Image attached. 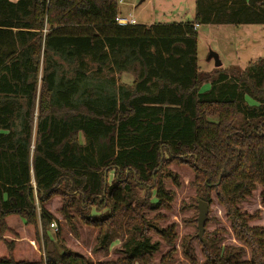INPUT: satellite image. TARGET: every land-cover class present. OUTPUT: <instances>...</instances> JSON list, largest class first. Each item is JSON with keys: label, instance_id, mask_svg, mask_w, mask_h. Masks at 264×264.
Returning <instances> with one entry per match:
<instances>
[{"label": "trees", "instance_id": "obj_1", "mask_svg": "<svg viewBox=\"0 0 264 264\" xmlns=\"http://www.w3.org/2000/svg\"><path fill=\"white\" fill-rule=\"evenodd\" d=\"M118 16V0H0V264H151L161 242L170 264L171 166L190 169L237 244L218 229L205 243L183 237L187 262L198 264L197 242L201 264H264L260 210L240 209L257 190L264 208V58L203 73L194 29L264 26V0H196L180 24L121 27ZM55 199L74 235L75 222L96 232L99 261L49 237Z\"/></svg>", "mask_w": 264, "mask_h": 264}, {"label": "rangeland", "instance_id": "obj_2", "mask_svg": "<svg viewBox=\"0 0 264 264\" xmlns=\"http://www.w3.org/2000/svg\"><path fill=\"white\" fill-rule=\"evenodd\" d=\"M140 0H118L119 16L133 19L136 25L155 26L170 25L192 22L196 11V0H145L139 4ZM197 37V63L200 71L208 75H214L217 68H214V62L208 61L210 53H216L221 62V72L229 73L235 67L243 70L249 63L257 59L264 58V26H200L196 29ZM66 75H70V68L65 66ZM95 68V66H93ZM94 70V69H93ZM121 83L130 84L133 80L131 73L118 75ZM117 76V77H118ZM210 86L205 84L201 92L208 91ZM171 170L179 175L180 186L175 187L170 182L166 183L169 190L174 191V201L171 205V211H161L166 220L161 223V227L167 228L176 225L177 238L174 248L176 253L172 257L170 264H189L182 256L179 244L183 237L194 236L198 234L196 219L198 217L197 203L204 201L196 196L195 190L190 186L192 173L190 169L184 166H171ZM259 191H255L250 199L240 205L242 212L251 214L260 210V220L257 225L264 226V208H260ZM194 205V207L192 206ZM60 200L51 201L46 209L56 219V231L51 228L48 231L49 237L55 241L56 234L59 233L61 243L69 250L83 255L89 261L96 263L101 258L91 255V249L95 245L96 232L88 227L75 222L77 234L74 235L66 223L58 214L60 209ZM183 208V210H182ZM154 214H149L153 217ZM207 219L210 221L207 223ZM204 223V233L202 242L205 243L204 235L213 233L215 230H222L221 236L225 239L226 245H237L232 238L229 223L226 220L224 212L213 201L208 206V215ZM195 221V222H194ZM207 223V224H206ZM197 236V235H196ZM154 241H160L156 236H152ZM200 240V239H199ZM198 258V264H201L203 258L197 242L193 243ZM170 250L165 243L161 242L160 250L155 254L151 264H160V260ZM116 256L110 254L105 260L114 259Z\"/></svg>", "mask_w": 264, "mask_h": 264}, {"label": "water", "instance_id": "obj_3", "mask_svg": "<svg viewBox=\"0 0 264 264\" xmlns=\"http://www.w3.org/2000/svg\"><path fill=\"white\" fill-rule=\"evenodd\" d=\"M145 0H140L139 4L143 3ZM208 61H213L214 62V68H220L221 62L218 58V55L216 53H210L208 56ZM197 210H198V217L196 219L197 223V237L198 239H202V235L204 233V223L207 219L208 215V206L205 202L199 201L197 203ZM203 241V240H201Z\"/></svg>", "mask_w": 264, "mask_h": 264}, {"label": "built area", "instance_id": "obj_4", "mask_svg": "<svg viewBox=\"0 0 264 264\" xmlns=\"http://www.w3.org/2000/svg\"><path fill=\"white\" fill-rule=\"evenodd\" d=\"M116 23H117L118 26H121V27L135 26L136 25V22L133 19L123 18V17H120V16L117 17ZM197 28H198V26L195 25L194 29H197ZM55 226L56 225L54 223L51 224V228H54V231L57 230Z\"/></svg>", "mask_w": 264, "mask_h": 264}]
</instances>
